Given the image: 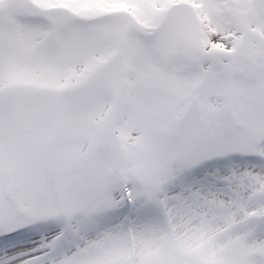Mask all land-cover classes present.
<instances>
[{
	"label": "snow or ice",
	"instance_id": "obj_1",
	"mask_svg": "<svg viewBox=\"0 0 264 264\" xmlns=\"http://www.w3.org/2000/svg\"><path fill=\"white\" fill-rule=\"evenodd\" d=\"M0 264H264V0H0Z\"/></svg>",
	"mask_w": 264,
	"mask_h": 264
}]
</instances>
